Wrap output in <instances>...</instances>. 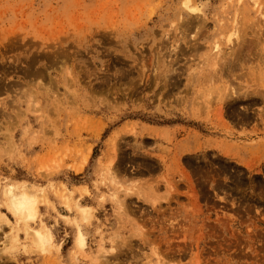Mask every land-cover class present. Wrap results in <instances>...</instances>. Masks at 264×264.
<instances>
[{
	"label": "rangeland",
	"instance_id": "374dc122",
	"mask_svg": "<svg viewBox=\"0 0 264 264\" xmlns=\"http://www.w3.org/2000/svg\"><path fill=\"white\" fill-rule=\"evenodd\" d=\"M184 1L0 0V123L16 143L4 154L0 137V183L47 187L41 214L64 264H89L70 255L78 224L89 253L113 244L99 161L114 149L116 176L134 188L120 191L117 264H264V0H194L203 18ZM236 13L235 51L223 33ZM215 40L223 66L205 61ZM77 199L94 207L89 221ZM55 255L21 246L2 264Z\"/></svg>",
	"mask_w": 264,
	"mask_h": 264
},
{
	"label": "bare ground",
	"instance_id": "6f19581e",
	"mask_svg": "<svg viewBox=\"0 0 264 264\" xmlns=\"http://www.w3.org/2000/svg\"><path fill=\"white\" fill-rule=\"evenodd\" d=\"M241 1L242 0H239V2ZM249 2L258 10L261 8V0H249ZM184 3L190 13L202 17V15H200L201 7L197 2L194 0H185ZM237 24L238 16L236 13L234 26L229 31L223 33L225 42L227 43L226 48H229V44L233 43L232 46L235 45L233 47L235 51L237 49L236 44H239L236 42H238L242 35ZM202 29L201 22L197 26L195 34H193L194 38L199 36ZM226 51L223 50L222 43L215 40L212 45L211 55H208L205 61H209L214 57L216 60H214L212 64L214 66L219 64L221 66L222 64L223 66L225 64V57H223V55ZM219 70H222V67H220ZM234 89L235 87L232 86L230 90L231 93L228 94V97H233L235 92ZM12 128L13 127L7 126L2 122L0 123V137L8 143L4 154L10 156H13L16 152V143L13 138L14 131ZM165 128L167 127H163V129ZM117 133L118 131H116V134ZM111 141H113V145L116 144V135L111 136ZM114 151L111 150L105 153L104 157L106 160L99 161L102 165V182L108 183L112 191L110 195L116 204V213L119 219L118 226L113 229L110 237L113 244L108 247L106 245V240L103 239L97 251L92 254L89 253L87 251V236L80 224H78L74 237V245L70 251L72 259L80 253L89 257V264H117L110 255L115 253L118 243L122 241L121 230L124 226V218L127 215L126 198L120 195V191L125 190L126 193L130 194L134 191V188L131 185L124 187L121 183V179L116 176L113 169L112 158V152L114 154ZM65 189L63 196L67 205L71 207L72 194L74 191L67 186H65ZM43 202L51 203V199L47 194V187L43 185L34 184L22 179H8L5 183H0V264L7 262L8 259L6 258L17 252L21 246L27 252L35 251L44 254H52L55 252L56 257H51L56 261L55 264H64L60 258L61 243L57 242L55 231L42 218L41 204ZM75 205L80 210L85 220L89 221L92 218L94 211L92 205L83 203L79 199L75 201ZM10 215L15 218V221L11 219Z\"/></svg>",
	"mask_w": 264,
	"mask_h": 264
}]
</instances>
